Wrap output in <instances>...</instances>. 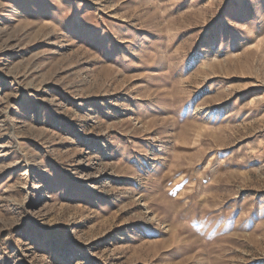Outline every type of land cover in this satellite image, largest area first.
I'll list each match as a JSON object with an SVG mask.
<instances>
[{
	"label": "rangeland",
	"instance_id": "rangeland-1",
	"mask_svg": "<svg viewBox=\"0 0 264 264\" xmlns=\"http://www.w3.org/2000/svg\"><path fill=\"white\" fill-rule=\"evenodd\" d=\"M0 264H264V0H0Z\"/></svg>",
	"mask_w": 264,
	"mask_h": 264
}]
</instances>
